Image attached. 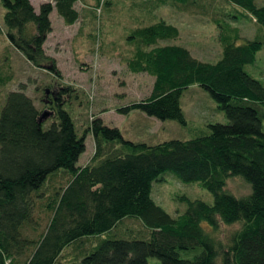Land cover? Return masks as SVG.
<instances>
[{
	"label": "trees",
	"instance_id": "obj_1",
	"mask_svg": "<svg viewBox=\"0 0 264 264\" xmlns=\"http://www.w3.org/2000/svg\"><path fill=\"white\" fill-rule=\"evenodd\" d=\"M54 1L38 11L31 0H1L6 13L0 34L5 31L34 66L60 76L44 47L53 31L51 14L56 9L72 25L80 12L79 0ZM172 1L183 8L197 3ZM227 2L264 26V5ZM215 23L223 29L222 55L215 62L197 58L184 45H163L181 35L166 19L137 27L128 38L137 45L129 69L155 81L148 98L121 110L141 109L187 124L179 105L195 84L229 109L233 124L201 129L192 139L136 141L102 117L81 133L64 102L70 87L46 102L54 119L46 126L48 117L40 119L44 111L23 88L8 93L0 113V264H148L151 257L164 264H264V96L260 81L246 70L264 43L256 38L239 44L240 31L231 22ZM11 80L0 61V86ZM90 132L95 153L81 166ZM168 172L182 182H201L214 203L184 197L186 211L171 215L152 196L153 183ZM234 176L250 183V194L226 190ZM37 208L52 214L44 227L37 226ZM129 217L141 221L145 238H103ZM223 226L237 227L223 236ZM29 229L42 231L31 238ZM129 231L140 232L129 228L122 234Z\"/></svg>",
	"mask_w": 264,
	"mask_h": 264
},
{
	"label": "rangeland",
	"instance_id": "obj_2",
	"mask_svg": "<svg viewBox=\"0 0 264 264\" xmlns=\"http://www.w3.org/2000/svg\"><path fill=\"white\" fill-rule=\"evenodd\" d=\"M31 1L38 11L44 2L55 3L54 0ZM256 1L264 5V0ZM76 8L80 18L72 25L67 24L56 9L51 14L54 27L44 47L46 53L55 58L60 76L47 68L34 66L10 44L5 31L0 34V61L12 76L8 84L0 86V113L8 93L13 90L23 88L45 111L51 109L46 102L55 92L58 93L60 87L63 91V88L70 87L69 92L65 91L64 102H67L66 109L73 115L81 133L96 117H102L109 126L120 127L129 139L150 143L170 139L189 140L199 136L201 129L233 124L229 109L200 84L187 88L181 98L179 106L187 124L141 109L129 112L121 109L148 98L155 81L152 75L132 72L127 65L137 46L128 41L134 29L166 19L180 29L181 35L178 39L162 41L163 45H184L197 58L215 62L222 55L220 34L223 30L215 23L216 18L231 22L232 28L240 31L239 44L256 38L264 43V26L243 15L242 8L234 7L227 0H197V3L184 8L172 0H79ZM228 12H233L232 17L227 15ZM5 13L6 8L0 0V24L4 29ZM225 29L229 30L228 27ZM246 70L260 81L257 87L264 96V45L257 54L255 64L248 65ZM53 121L50 114L46 126ZM94 141L92 133H88L87 149L80 164H84V160L95 152ZM226 190L244 197L251 193L252 188L243 176H234L229 179ZM152 196L173 216L186 211L188 203L184 197L214 203L213 193L201 182H182L172 172L153 183ZM37 211H40L35 212L37 226L44 227L52 214L49 217L50 213L39 208ZM205 226L210 230L209 225ZM236 227L223 226L220 235L227 236ZM129 228L140 232L122 234ZM42 229H29L25 233L36 238ZM144 229L139 219L129 217L116 232L105 234L103 238H145L140 236L147 232ZM148 264L164 263L158 257H151Z\"/></svg>",
	"mask_w": 264,
	"mask_h": 264
},
{
	"label": "water",
	"instance_id": "obj_3",
	"mask_svg": "<svg viewBox=\"0 0 264 264\" xmlns=\"http://www.w3.org/2000/svg\"><path fill=\"white\" fill-rule=\"evenodd\" d=\"M47 92H49V90H48ZM51 113H52L51 111H49V110H45L44 113L42 114V116L40 117V119L43 120L44 118L49 117V115H50Z\"/></svg>",
	"mask_w": 264,
	"mask_h": 264
},
{
	"label": "crops",
	"instance_id": "obj_4",
	"mask_svg": "<svg viewBox=\"0 0 264 264\" xmlns=\"http://www.w3.org/2000/svg\"><path fill=\"white\" fill-rule=\"evenodd\" d=\"M54 27V26H53ZM95 143V142H94ZM95 146V145H94ZM94 153L95 152H93V155H94ZM93 155H90L89 157H88V159L90 158V157H92ZM81 158H82V155H81V157H80V160H81ZM88 159L87 160H84V164H80V160H79V165H81V166H84V165H86L87 163H88Z\"/></svg>",
	"mask_w": 264,
	"mask_h": 264
},
{
	"label": "flooded vegetation",
	"instance_id": "obj_5",
	"mask_svg": "<svg viewBox=\"0 0 264 264\" xmlns=\"http://www.w3.org/2000/svg\"><path fill=\"white\" fill-rule=\"evenodd\" d=\"M61 89H62L61 87L58 89V93L60 92ZM58 93L55 92V95H57ZM53 95H54V94H53Z\"/></svg>",
	"mask_w": 264,
	"mask_h": 264
},
{
	"label": "bare ground",
	"instance_id": "obj_6",
	"mask_svg": "<svg viewBox=\"0 0 264 264\" xmlns=\"http://www.w3.org/2000/svg\"><path fill=\"white\" fill-rule=\"evenodd\" d=\"M85 152H86V151H85ZM85 152H84V153H85Z\"/></svg>",
	"mask_w": 264,
	"mask_h": 264
}]
</instances>
